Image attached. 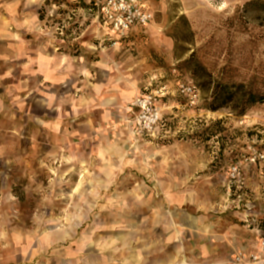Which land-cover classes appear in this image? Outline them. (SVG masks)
<instances>
[{"label":"rangeland","instance_id":"rangeland-1","mask_svg":"<svg viewBox=\"0 0 264 264\" xmlns=\"http://www.w3.org/2000/svg\"><path fill=\"white\" fill-rule=\"evenodd\" d=\"M1 2L11 0H0V18L6 14ZM249 2L152 0L154 22L145 34L123 43L118 57L124 56L132 73L139 70L136 77L143 76L145 83L133 87L127 124L134 167L145 173L113 178L106 192H91L94 178L89 170L81 179L74 171L68 179L54 172L64 171L63 165H49L45 147L32 150L27 102L5 103L8 117L0 122V264L11 254L31 260L42 256L30 264H56L55 256L83 252L89 243L109 264H133L131 254L115 241L125 225H115L114 217L131 212L135 186L146 188L147 183L156 194L161 167L173 165L190 167L178 175H184L190 187H199L197 195L215 202L219 217H234L237 225L264 235V104L245 116L230 108L209 110L224 72L236 81L256 79L264 86V11L246 12ZM38 13L50 41L63 40L68 53L79 38L89 42L93 53L117 48L111 42L101 46L92 0H45ZM80 54L86 57L89 51ZM20 95L25 99L27 92ZM149 98L160 120L152 130H144L135 104ZM79 182L90 193L78 190ZM143 212L147 215L146 208ZM66 233L67 239L58 240ZM248 255L239 253L234 264Z\"/></svg>","mask_w":264,"mask_h":264},{"label":"crops","instance_id":"crops-1","mask_svg":"<svg viewBox=\"0 0 264 264\" xmlns=\"http://www.w3.org/2000/svg\"><path fill=\"white\" fill-rule=\"evenodd\" d=\"M43 6L45 0H11L4 5L6 14L0 18V122L8 117L5 103L26 101L32 150L45 147L48 164H62L64 171L52 170L64 173L66 179L73 171L79 179L87 178L89 170L93 191L82 190L79 182L76 186L82 193L106 192L113 178L134 175L133 171L145 173L134 167L127 130L134 88L145 83L143 76L136 77L139 70L132 73L124 56L118 57L123 43L145 34L151 25L135 28L112 52L93 53L89 42L79 38L68 53L63 40L53 43L47 36L38 16ZM95 23L101 46L103 41L115 40L97 15ZM81 49L89 51V56L81 55ZM24 77L25 82L21 80ZM23 85L27 89L20 87ZM22 91L27 92L25 99ZM189 169L182 165L161 167L158 194L147 183L146 188L135 186L131 212L114 217L115 225H125L115 241L131 254L133 264H234L239 253L258 252L262 231L237 225L234 217H219L215 202L197 195L199 187H190L187 178L178 175ZM144 208L147 215H143ZM68 237L66 233L58 240ZM87 245L88 250L70 256L59 254L54 261L109 264L108 258L93 251V243ZM41 257L31 260L27 255L11 254L5 263H39Z\"/></svg>","mask_w":264,"mask_h":264},{"label":"built area","instance_id":"built-area-1","mask_svg":"<svg viewBox=\"0 0 264 264\" xmlns=\"http://www.w3.org/2000/svg\"><path fill=\"white\" fill-rule=\"evenodd\" d=\"M97 17L108 27L115 40L111 46L117 47L126 40L135 28H147L154 21L152 0H92ZM107 41H103L105 46ZM140 109V127L152 130L160 120L155 101L151 98L140 99L135 104ZM258 252L237 258L238 264H264V237L258 242Z\"/></svg>","mask_w":264,"mask_h":264},{"label":"trees","instance_id":"trees-1","mask_svg":"<svg viewBox=\"0 0 264 264\" xmlns=\"http://www.w3.org/2000/svg\"><path fill=\"white\" fill-rule=\"evenodd\" d=\"M253 9L264 11V1L251 0L243 8L246 12ZM212 97L210 111L217 112L224 108H230L235 114L245 116L256 105L264 104V86H259L256 79L236 81L232 73L224 72L213 90ZM219 125L221 123H217L215 126Z\"/></svg>","mask_w":264,"mask_h":264}]
</instances>
